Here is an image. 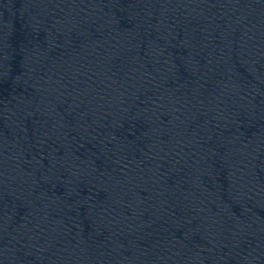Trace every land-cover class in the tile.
<instances>
[{
  "label": "water",
  "instance_id": "obj_1",
  "mask_svg": "<svg viewBox=\"0 0 264 264\" xmlns=\"http://www.w3.org/2000/svg\"><path fill=\"white\" fill-rule=\"evenodd\" d=\"M77 264H264V243L199 252Z\"/></svg>",
  "mask_w": 264,
  "mask_h": 264
}]
</instances>
